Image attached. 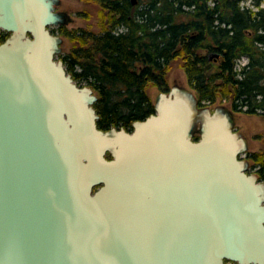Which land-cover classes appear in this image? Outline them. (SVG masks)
Instances as JSON below:
<instances>
[{
	"label": "water",
	"instance_id": "1",
	"mask_svg": "<svg viewBox=\"0 0 264 264\" xmlns=\"http://www.w3.org/2000/svg\"><path fill=\"white\" fill-rule=\"evenodd\" d=\"M58 2L0 0V264H264V181L231 110L178 86L131 131L98 128L55 59Z\"/></svg>",
	"mask_w": 264,
	"mask_h": 264
},
{
	"label": "trees",
	"instance_id": "2",
	"mask_svg": "<svg viewBox=\"0 0 264 264\" xmlns=\"http://www.w3.org/2000/svg\"><path fill=\"white\" fill-rule=\"evenodd\" d=\"M84 1L99 5L98 31L60 24L53 32L74 42L60 59L78 85L97 95L98 128L129 131L154 113L146 88L166 91L174 61L199 105L225 100L233 111L264 117V0ZM7 36L1 31L0 42ZM241 57L246 62L237 67ZM248 158L264 181V153Z\"/></svg>",
	"mask_w": 264,
	"mask_h": 264
},
{
	"label": "rangeland",
	"instance_id": "3",
	"mask_svg": "<svg viewBox=\"0 0 264 264\" xmlns=\"http://www.w3.org/2000/svg\"><path fill=\"white\" fill-rule=\"evenodd\" d=\"M249 2L250 1L247 0L245 4H248ZM55 10L58 12H64L68 15V21L63 23L68 31H73L79 28H86L93 31H98L99 29V5L95 2H87L84 0H59L58 4L55 5ZM50 27L51 29H56L58 26ZM57 35L61 37L62 41L59 45L60 52L55 55V59H60L63 54L68 53L73 48L74 42L69 36L60 35L58 33ZM245 62L246 58L241 57L237 63V67L243 65ZM174 84L193 91L187 81L180 61H174L167 74L168 87H172ZM146 91L151 101L154 103L160 90L150 84L146 88ZM220 103L231 108L229 102L225 100H218L216 103L212 104L210 108L213 109L215 105ZM231 112L236 131L245 136L247 140V149L240 155V157L246 160L248 173H256L255 171L257 167L253 161L248 158V154L250 152L264 153V117L258 114H247L240 111L232 110ZM195 135H198L197 130L194 133V136Z\"/></svg>",
	"mask_w": 264,
	"mask_h": 264
},
{
	"label": "flooded vegetation",
	"instance_id": "4",
	"mask_svg": "<svg viewBox=\"0 0 264 264\" xmlns=\"http://www.w3.org/2000/svg\"><path fill=\"white\" fill-rule=\"evenodd\" d=\"M57 26H59V25H57ZM179 86V85H178ZM176 84H174L172 87H168L167 86V90H166V92H168V91H170L172 88H177L178 87ZM131 127H132V125H131ZM129 131H131V130H129Z\"/></svg>",
	"mask_w": 264,
	"mask_h": 264
},
{
	"label": "crops",
	"instance_id": "5",
	"mask_svg": "<svg viewBox=\"0 0 264 264\" xmlns=\"http://www.w3.org/2000/svg\"><path fill=\"white\" fill-rule=\"evenodd\" d=\"M242 135V134H241ZM245 137V136H244Z\"/></svg>",
	"mask_w": 264,
	"mask_h": 264
}]
</instances>
